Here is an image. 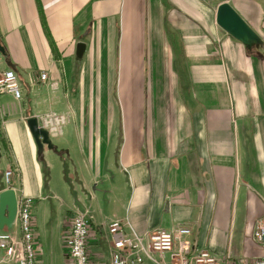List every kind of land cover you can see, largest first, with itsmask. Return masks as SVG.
Here are the masks:
<instances>
[{
    "label": "crops",
    "instance_id": "crops-1",
    "mask_svg": "<svg viewBox=\"0 0 264 264\" xmlns=\"http://www.w3.org/2000/svg\"><path fill=\"white\" fill-rule=\"evenodd\" d=\"M224 2L249 43L217 23ZM0 42V70L15 71L23 91L0 94V189L12 166L16 194L32 199L36 264H67L78 210L91 222V264L109 263L113 220L140 235L187 224L192 240L231 261L260 253L264 0H0ZM50 110L70 120L57 150L39 157L26 120Z\"/></svg>",
    "mask_w": 264,
    "mask_h": 264
},
{
    "label": "built area",
    "instance_id": "built-area-1",
    "mask_svg": "<svg viewBox=\"0 0 264 264\" xmlns=\"http://www.w3.org/2000/svg\"><path fill=\"white\" fill-rule=\"evenodd\" d=\"M40 77L42 80L48 78L45 72ZM3 93H11L17 100L23 98L19 76L13 70H0V94ZM0 112L4 119V109ZM36 117L39 127L47 130L51 138L62 134L64 125L70 120L69 114L52 110L36 114ZM14 172L12 166L3 171L0 192L7 188L15 190ZM31 208L30 197L17 195L16 221L11 229L7 226L0 229V250L4 253L3 260L10 261V264H36L33 240L35 228ZM90 230L91 222L87 212L78 210L69 233L67 264H91L88 251ZM108 233L111 243L108 264H264V215L256 221L252 233L254 243L260 247V253L250 259L234 261H231L230 254L226 258H220L192 240V229L187 224L159 226L140 235L122 220H113L108 225Z\"/></svg>",
    "mask_w": 264,
    "mask_h": 264
},
{
    "label": "water",
    "instance_id": "water-1",
    "mask_svg": "<svg viewBox=\"0 0 264 264\" xmlns=\"http://www.w3.org/2000/svg\"><path fill=\"white\" fill-rule=\"evenodd\" d=\"M217 23L233 36L249 43L254 35L245 20L228 3L224 2L218 6ZM86 49L85 42L79 41L76 45L75 66L79 67ZM0 52L5 55V48L0 42ZM27 125L37 145V154L42 157L44 148L57 150V145L53 142L49 133L44 128L39 127L38 118L33 115L27 118ZM1 157V146H0ZM17 216V195L12 188L4 189L0 192V229L5 226L11 229Z\"/></svg>",
    "mask_w": 264,
    "mask_h": 264
},
{
    "label": "rangeland",
    "instance_id": "rangeland-1",
    "mask_svg": "<svg viewBox=\"0 0 264 264\" xmlns=\"http://www.w3.org/2000/svg\"><path fill=\"white\" fill-rule=\"evenodd\" d=\"M118 57L120 58L119 55H118ZM120 64H121V60L118 59V61H117L118 69H119ZM123 64H124L123 65V67H124L125 66V60L123 61ZM126 80H127V76L125 75V72L123 71V75H122V81H123L122 90H121V92L120 91L116 92L117 103H118L119 108L121 109V114L122 115H124V111L126 112V111L129 110V103H130V100H131L130 93L125 89L126 88V85H125ZM118 89H119V87L117 88V90ZM59 138H60L59 135L52 137V139L54 141H57ZM49 221L52 222V217L49 218ZM14 230H16V226L14 227Z\"/></svg>",
    "mask_w": 264,
    "mask_h": 264
},
{
    "label": "trees",
    "instance_id": "trees-1",
    "mask_svg": "<svg viewBox=\"0 0 264 264\" xmlns=\"http://www.w3.org/2000/svg\"><path fill=\"white\" fill-rule=\"evenodd\" d=\"M59 153L60 154H63L64 151L63 150H60ZM43 172H44L45 185H47V183L49 181V178H50V173H49V168L47 167L46 163L43 164ZM64 173H65V176H66V173H67V167H66V165L64 167Z\"/></svg>",
    "mask_w": 264,
    "mask_h": 264
},
{
    "label": "bare ground",
    "instance_id": "bare-ground-1",
    "mask_svg": "<svg viewBox=\"0 0 264 264\" xmlns=\"http://www.w3.org/2000/svg\"><path fill=\"white\" fill-rule=\"evenodd\" d=\"M14 165V164H13ZM209 250V249H208Z\"/></svg>",
    "mask_w": 264,
    "mask_h": 264
}]
</instances>
